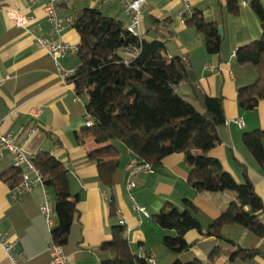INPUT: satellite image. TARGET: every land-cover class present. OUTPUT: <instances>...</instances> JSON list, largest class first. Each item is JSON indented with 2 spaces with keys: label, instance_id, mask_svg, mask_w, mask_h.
<instances>
[{
  "label": "crops",
  "instance_id": "obj_1",
  "mask_svg": "<svg viewBox=\"0 0 264 264\" xmlns=\"http://www.w3.org/2000/svg\"><path fill=\"white\" fill-rule=\"evenodd\" d=\"M82 1L85 3L66 0L58 4V16L64 24L62 32L55 34L46 20L43 1L0 0V134L11 136L18 144L27 140L25 147L30 157L39 151L48 152L68 170L70 194L78 200L64 246L71 264H101L111 259L110 253L100 251L99 247L111 239V229L120 220L125 222L123 228L134 255L149 254L156 264H170L177 256L159 247L164 236H174L175 232L161 229L152 216L166 205L183 209V201L188 200L196 207L198 220L206 229L229 206L232 195L195 192L187 182L190 168L182 154L170 155L158 165L150 164L151 171L136 177L135 187L128 190L127 165L137 158L120 143H114L119 152L122 178L112 190L117 214L110 217L111 192L98 181L96 166L87 161V154L102 146L84 136L86 100L79 97V102L74 100L73 86L59 74L53 59L34 41V37H38L54 45L77 46L79 37L68 20L83 8H97L104 16L119 20L124 28L127 27L128 18L119 3L114 1L117 6H113L103 0ZM250 1L237 0L236 13L232 14L228 11L227 0H189L193 14L206 22L216 23L220 29L222 43L218 55L206 52L203 34L188 24L180 25L178 17L183 6L179 0H146L140 24L142 36L148 37L153 33L151 19L163 22L160 33L167 37L164 39L167 56L185 59L206 94L222 97L225 124L218 129L220 144L208 153V157L218 161L236 183L243 182L245 171L264 204V172L241 141L244 132L264 130V101L251 111L241 109L231 69L237 48L261 36L259 22L249 7ZM260 2L264 7V0ZM4 11L29 18L31 22L25 29L16 27ZM57 64L69 72L78 68L79 61L76 53H67L57 59ZM182 84L190 90L187 84L181 83L178 93ZM188 92L183 89L180 94L185 96ZM235 121H241L242 126ZM31 129L35 133L27 138ZM9 166L0 163V173ZM9 190L0 181V241L13 245L14 252L23 254L25 261L21 264H50L47 251L52 241L50 230L39 212L45 200L43 190L34 188L17 200L12 199ZM45 194L54 228V196L46 188ZM261 220L264 224V218ZM239 233V238L232 240H241L243 236L242 243L249 245L250 237ZM184 239L191 243L201 237L191 230ZM212 240L209 238L205 242ZM192 253L202 262L206 261L204 249L195 247ZM0 264H12L2 247ZM214 264H227V258L222 256ZM245 264H264V256L259 255Z\"/></svg>",
  "mask_w": 264,
  "mask_h": 264
},
{
  "label": "trees",
  "instance_id": "obj_2",
  "mask_svg": "<svg viewBox=\"0 0 264 264\" xmlns=\"http://www.w3.org/2000/svg\"><path fill=\"white\" fill-rule=\"evenodd\" d=\"M249 7L259 22L261 36L237 48L231 67L238 105L246 111L264 101V7L260 0H251ZM227 8L235 14L237 0H227ZM161 24L151 19L150 31L158 38L145 35L137 39L121 21L104 16L97 8L73 13L71 27L79 37L76 52L79 66L66 81L77 97L86 100V112L93 125L85 128L84 136L102 146L89 152L87 161L96 166L98 181L111 192L109 215L116 217L112 190L121 183L122 171L114 143H120L137 159L152 165L160 164L170 155L182 154L190 168L187 182L195 192H232L235 200L206 229L202 228L192 202L184 200L183 209L166 205L152 219L161 229L175 235L164 236L159 248L177 256L170 264H214L222 256L227 258V264L248 263L264 256L261 220L264 204L245 171L243 182L236 183L218 161L208 157L220 144L218 129L225 124L223 99L206 94L185 59L167 56L164 40L167 37L160 33ZM187 24L203 34L208 54H219L222 35L216 23L193 14ZM124 48L138 49L137 56L127 57ZM181 83L189 86V96L178 93ZM241 141L264 172V130L244 132ZM31 161L45 188L54 196L56 225L50 231L51 242L64 250L78 201L70 194L68 170L44 151L31 156ZM20 180L21 169L13 166L0 173V181L10 189ZM191 230L198 232L201 239L187 243L184 236ZM228 231L247 235L251 243H242L243 236L238 241L229 239ZM209 238L213 240L205 242ZM195 247L207 252L205 262L193 255ZM99 250L112 257L101 264H145L144 258L132 253L125 230L119 224L112 227L111 239L102 243Z\"/></svg>",
  "mask_w": 264,
  "mask_h": 264
},
{
  "label": "built area",
  "instance_id": "obj_3",
  "mask_svg": "<svg viewBox=\"0 0 264 264\" xmlns=\"http://www.w3.org/2000/svg\"><path fill=\"white\" fill-rule=\"evenodd\" d=\"M44 3V10L46 20L52 27L55 34L61 33L63 30L64 20L58 16V4L65 2L66 0H41ZM104 2L117 1L122 9V12L128 18V25L126 27L127 32L137 38H142L140 19L142 15V7L146 0H103ZM183 6L182 13L178 17L180 25H186L192 18L193 12L189 4V0H179ZM5 15L16 27L25 29L31 22L29 18L21 17L17 14L5 12ZM68 22L72 23V19ZM34 41L41 47L47 55H49L56 64L59 74L63 78L71 77L74 71H64L57 64V59L63 57L67 53H76L77 46H73L67 43L51 44L43 39L34 37ZM124 53L127 57H135L138 54V49L124 48ZM235 54H233L234 56ZM74 100L77 102L80 99L75 96ZM236 124L242 126L241 121H235ZM93 123L89 114L85 115V126L87 128L92 127ZM35 133L34 129H31L27 135L30 138ZM27 140L16 143L11 136L0 134V163H8L14 168L21 169V180L19 184L9 190L13 200H17L20 196L30 193L34 188H41L44 193V202L39 206V212L44 217L48 229L51 231L53 228L52 211L47 201V195L45 194V187L43 184L42 176L39 170L33 165L31 157L26 151ZM129 171V181L126 183L128 190L135 187L134 179L140 176L142 173H149L151 171V165L142 161L138 163L137 159L131 160L127 165ZM119 224L124 227L125 222L119 221ZM0 247L5 251L8 259L12 264H21L25 261V258L21 252H14L13 245L0 241ZM50 257V264H71L70 257L64 253L63 248L60 245H56L51 242L47 249ZM137 256V255H136ZM138 258H144L145 264H156L153 256L145 257L137 256Z\"/></svg>",
  "mask_w": 264,
  "mask_h": 264
},
{
  "label": "rangeland",
  "instance_id": "obj_4",
  "mask_svg": "<svg viewBox=\"0 0 264 264\" xmlns=\"http://www.w3.org/2000/svg\"><path fill=\"white\" fill-rule=\"evenodd\" d=\"M76 1H79V3L81 2H83V3H85L84 1H82V0H76ZM115 2H117V1H115ZM115 2L114 1H111V2H109V4L110 5H113V6H117V4H115ZM118 3V2H117ZM87 4V3H86ZM79 5H81V4H79ZM88 5V4H87ZM82 6V5H81ZM121 7V6H120ZM124 17V16H123ZM144 18H145V20H146V24H147V28H148V20H147V16L146 15H144ZM122 20L124 21L125 20V17L124 18H122ZM182 89H179V93H181V94H183V89H186L187 91H189L188 92V94L187 95H185V96H189L190 95V90H188V87L186 86V85H184V84H182ZM188 99L197 107V108H199L198 107V105L196 104V103H194L189 97H188ZM228 193H231V200L232 201H234L235 200V196H234V194L232 193V192H228ZM239 236H240V233L239 232H237V231H230L229 233H228V237L230 238V239H236V238H239Z\"/></svg>",
  "mask_w": 264,
  "mask_h": 264
},
{
  "label": "water",
  "instance_id": "obj_5",
  "mask_svg": "<svg viewBox=\"0 0 264 264\" xmlns=\"http://www.w3.org/2000/svg\"><path fill=\"white\" fill-rule=\"evenodd\" d=\"M148 37L152 38V39H156L157 38V35L154 34V33H149L148 34Z\"/></svg>",
  "mask_w": 264,
  "mask_h": 264
}]
</instances>
